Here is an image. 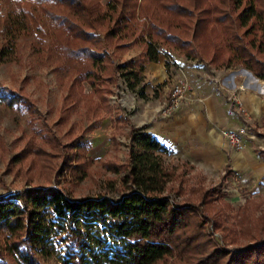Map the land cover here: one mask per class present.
Wrapping results in <instances>:
<instances>
[{"label": "trees", "instance_id": "1", "mask_svg": "<svg viewBox=\"0 0 264 264\" xmlns=\"http://www.w3.org/2000/svg\"><path fill=\"white\" fill-rule=\"evenodd\" d=\"M20 36H32L41 53L48 49L62 59L63 67L76 74L71 92L77 87L89 103L97 96L93 111L108 106L103 85L121 77L136 90L144 65L174 51L215 69L241 66L264 80V0H0V57L11 55ZM127 40L143 45L140 57L115 65L109 49ZM83 83L90 93H82ZM143 90L137 89L140 97ZM0 104L23 107L40 133L34 102L24 93L0 84ZM148 127L130 128L117 200L102 194L72 199L57 188L38 186L1 195L0 264H10L9 259L18 264L50 259L53 264H159L172 257L174 231L186 216L196 217L201 228L212 219L220 230L215 219L220 206L211 202H221V189L202 186L205 177L198 173V184L185 192L188 162L181 161L176 173L178 165L163 159L173 154L172 148ZM54 143L61 149L56 139ZM69 147L82 149L78 140ZM255 152L264 161V150ZM69 159L64 157L65 166ZM232 173L227 156L222 180ZM256 221L263 226L264 210ZM222 260L264 264V238L254 236L231 251L214 245L197 264Z\"/></svg>", "mask_w": 264, "mask_h": 264}, {"label": "rangeland", "instance_id": "2", "mask_svg": "<svg viewBox=\"0 0 264 264\" xmlns=\"http://www.w3.org/2000/svg\"><path fill=\"white\" fill-rule=\"evenodd\" d=\"M1 7L4 13L5 5ZM142 46L127 40L118 48L109 49L110 57L115 65L127 59L136 60ZM41 50L35 38L20 36L11 55L0 57V84L21 91L34 102L35 124L40 131L33 130L30 116L23 107L0 104V196L38 186L57 188L72 199L102 194L111 201L117 200L119 178L128 160L130 128L148 123V130L161 140L164 130L167 135L172 131L175 116L192 113L196 106L203 115L202 98L215 94L213 103H222L225 116L232 118L228 125L217 123V133L246 126L247 138L242 147L229 152L219 149L213 164L208 166L186 160L174 151L170 156L163 155V159L173 167L178 165L176 173L180 172L181 161L188 162L185 174L188 180L183 184L185 192L189 186L198 184V176H195L198 173L205 177L202 186L221 189V202H211L220 206L215 218L220 230H215L212 219L201 228L196 217L186 216L174 231L172 257L159 264H197L214 245L231 251L249 244L254 236L264 238V224L256 221L257 215L264 210L261 164L245 167L229 157L233 173L222 180L225 165L218 157L222 152L225 156L238 152L246 145L253 153L264 150V114L247 120L241 103L234 100L233 95L227 98V92L220 86L214 75L219 70L206 62L186 59L175 51L169 57L160 55L157 63L144 65L136 90L129 89L121 77L114 84L103 85L108 106L99 105L93 111L90 107L97 102V96L94 95L93 102L89 103L77 87L71 92L69 88L76 74L65 69L62 59L53 52L45 49L43 54ZM227 69L236 70L240 78L249 77L250 71L241 66ZM180 81L186 83V91L174 104L172 92ZM83 86L82 93L91 92L86 84ZM141 86L144 97L137 94ZM55 139L61 149L55 146ZM76 140L82 149L69 147ZM113 141L116 144L113 145ZM66 156L70 157L68 166L63 162ZM111 179L114 182L108 185ZM9 262L18 264L13 259ZM53 263L52 259L43 261V264ZM222 263L223 260L217 264Z\"/></svg>", "mask_w": 264, "mask_h": 264}, {"label": "crops", "instance_id": "3", "mask_svg": "<svg viewBox=\"0 0 264 264\" xmlns=\"http://www.w3.org/2000/svg\"><path fill=\"white\" fill-rule=\"evenodd\" d=\"M224 69L227 68L216 69L219 71L213 73L219 80L220 86L224 87L227 92V98L233 95L234 100L241 103L247 120L264 114V80L256 78L251 73H249V77L245 75L240 78L236 70ZM214 95L210 94L202 98L204 105L203 115L198 112V106L192 113L184 112L183 114H178L174 117L173 128L170 129L172 131L167 135V131L164 130L163 134L166 136H160L161 140L167 146L173 148L172 150L177 155L179 154L186 160L205 166L213 164L215 154L221 151L219 149H224L226 152L231 149L226 139L217 133L216 128L218 129L217 123L220 125L230 124L229 121L232 118L225 116L222 103H213ZM255 153L251 152L246 145L242 150L227 156L234 161L242 162L245 167L251 168L253 164L257 165V163H260L263 176L264 161ZM227 156L223 152L221 156L218 155L224 165L226 164Z\"/></svg>", "mask_w": 264, "mask_h": 264}, {"label": "built area", "instance_id": "4", "mask_svg": "<svg viewBox=\"0 0 264 264\" xmlns=\"http://www.w3.org/2000/svg\"><path fill=\"white\" fill-rule=\"evenodd\" d=\"M185 91L186 83L184 81L176 83L172 92V96L174 97V104L177 100L184 97ZM221 135L226 139L227 144L231 149H239L243 145V140L247 137V127L239 126L234 129L222 130Z\"/></svg>", "mask_w": 264, "mask_h": 264}, {"label": "water", "instance_id": "5", "mask_svg": "<svg viewBox=\"0 0 264 264\" xmlns=\"http://www.w3.org/2000/svg\"><path fill=\"white\" fill-rule=\"evenodd\" d=\"M250 73V72H249Z\"/></svg>", "mask_w": 264, "mask_h": 264}]
</instances>
